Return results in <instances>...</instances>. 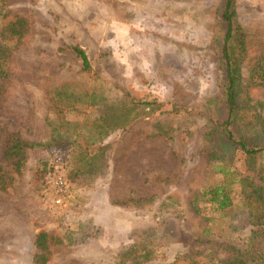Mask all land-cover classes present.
Segmentation results:
<instances>
[{"label":"rangeland","instance_id":"rangeland-1","mask_svg":"<svg viewBox=\"0 0 264 264\" xmlns=\"http://www.w3.org/2000/svg\"><path fill=\"white\" fill-rule=\"evenodd\" d=\"M221 1L0 0V264H34L38 231L45 264H226L239 247L264 264V150L236 143L264 145V0L233 2L230 116ZM12 138L36 143L18 167ZM48 166L71 184L59 206ZM219 183L222 210L203 194Z\"/></svg>","mask_w":264,"mask_h":264},{"label":"trees","instance_id":"trees-1","mask_svg":"<svg viewBox=\"0 0 264 264\" xmlns=\"http://www.w3.org/2000/svg\"><path fill=\"white\" fill-rule=\"evenodd\" d=\"M234 0H222L219 6V63L221 70V89L223 91L224 103L227 107L228 116L233 113V107L235 106V94H234V80H233V67L232 60L230 56V50L228 46V41L232 36L233 24H234ZM17 22H20L18 19ZM12 33H18V31L11 30ZM71 51L75 54L76 57L80 60L81 69L83 71L89 70V63L87 56L84 50L76 45L70 47ZM137 104L151 106L154 105L156 108L158 107L155 101L153 100H139L136 102ZM229 119L223 121L222 125L225 130L226 138L228 140L232 139V134L228 127ZM236 143L240 147L241 151L248 154L258 153L264 150V145L260 148H247L244 143L237 140ZM36 143H30L23 141L19 138H12L5 149V154L7 156H16L15 166L18 167L20 163V158L22 156V149L28 148ZM50 166L45 168V174L50 173L48 171L51 170ZM44 177V176H43ZM65 177V176H64ZM66 178V177H65ZM67 179V178H66ZM69 181V179H67ZM46 181V178L44 179ZM0 187H3V181L0 179ZM229 188L227 183H219L214 185L213 187L207 188L203 191V194L208 195V201L214 206L216 210H222L228 208L232 204V198L229 193ZM252 233H254L252 231ZM196 239L192 240L195 241ZM197 241V240H196ZM200 242H205V240H200ZM33 245L36 249L34 254L32 255V262L34 264H45L47 261V234L45 231H38L34 235ZM240 248V247H239ZM236 248V254L230 258H226V264H253L252 259L249 262H246L242 258L243 248ZM238 249V250H237ZM245 252V251H244ZM262 262V260H259ZM257 262V261H255ZM254 262V263H255Z\"/></svg>","mask_w":264,"mask_h":264},{"label":"built area","instance_id":"built-area-1","mask_svg":"<svg viewBox=\"0 0 264 264\" xmlns=\"http://www.w3.org/2000/svg\"><path fill=\"white\" fill-rule=\"evenodd\" d=\"M46 188L48 202L59 206L65 203L70 195L71 184L60 171L53 170L46 176Z\"/></svg>","mask_w":264,"mask_h":264}]
</instances>
